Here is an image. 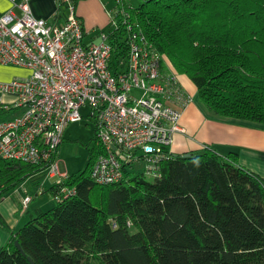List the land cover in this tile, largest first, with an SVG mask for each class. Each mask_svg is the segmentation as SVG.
<instances>
[{"label":"trees","instance_id":"1","mask_svg":"<svg viewBox=\"0 0 264 264\" xmlns=\"http://www.w3.org/2000/svg\"><path fill=\"white\" fill-rule=\"evenodd\" d=\"M123 6L125 15L107 35L113 66L126 59L129 22L161 54L164 80L188 77L208 112L264 120V0H141L136 7L123 0ZM95 133L94 126L85 167L49 186L41 184L49 163L0 160V198L30 179L55 201L30 211L16 229L0 214L9 232L0 264H264L263 180L240 166L236 153L166 148L145 169L152 180L124 167L120 181L103 185L91 176L102 152Z\"/></svg>","mask_w":264,"mask_h":264},{"label":"built area","instance_id":"2","mask_svg":"<svg viewBox=\"0 0 264 264\" xmlns=\"http://www.w3.org/2000/svg\"><path fill=\"white\" fill-rule=\"evenodd\" d=\"M56 2L52 21L35 17L28 0H13L0 12V64L30 71L0 82V160L49 163L45 175L65 178L51 158L66 126L81 120L79 110L88 106L102 150L91 168L98 184L120 181L123 168L135 160L152 168L169 150L172 135L185 131L179 126L180 107L188 98L178 92L175 79L164 80L161 54L129 22L124 20L126 59L113 66L108 32L101 33L100 42L85 44L74 1ZM117 12L110 14L112 27L125 15L122 6ZM30 200L24 196L22 208Z\"/></svg>","mask_w":264,"mask_h":264},{"label":"crops","instance_id":"3","mask_svg":"<svg viewBox=\"0 0 264 264\" xmlns=\"http://www.w3.org/2000/svg\"><path fill=\"white\" fill-rule=\"evenodd\" d=\"M12 2L13 0H0V12L10 8ZM28 3L35 17L48 21L55 20L54 14L59 9L56 0H28ZM127 3L132 5L130 1ZM74 4L76 14L83 25L84 40L87 41L84 43H95L97 36L90 35L97 34L95 32L98 28H104L103 25H109L111 21L109 13L108 15L102 13L99 16L101 3L98 0H75ZM61 13L63 14L62 11ZM57 19V22L61 21L62 17ZM19 70L30 73L24 67L0 64V82H9L14 78L29 75L20 77V72L17 73ZM174 76L176 84L184 92L188 102L180 107L179 124L185 131L175 132L172 135L169 151L174 154L198 153L209 147L222 156L230 152L236 153L238 164L257 174L264 184V120L262 122H248L214 116L200 104L196 87L192 81L185 75L174 74ZM21 189L22 194L15 189L0 198V214L11 229H16L25 218L19 213V209L22 208V198L26 194L32 196V200L24 208L26 210L35 198L38 199L37 190ZM41 206L42 203H36L32 208H41ZM8 240L9 232L0 227V248L6 245Z\"/></svg>","mask_w":264,"mask_h":264},{"label":"rangeland","instance_id":"4","mask_svg":"<svg viewBox=\"0 0 264 264\" xmlns=\"http://www.w3.org/2000/svg\"><path fill=\"white\" fill-rule=\"evenodd\" d=\"M98 1H99V3H101L99 16H101L102 13L104 15L105 14L108 15V13H109V15H110V13L113 15L114 8H115L114 0H98ZM127 1L131 2L132 7L138 6L139 3L141 2V0H127ZM116 2H117L119 7L123 6V0H116ZM123 8H124V6H123ZM110 20H111V18H110ZM105 25H103L104 28H98V30L95 32L97 34H91L90 35L93 37L97 36L95 39V41H96L95 43L100 42L101 33H107L108 30H110V28L112 27L111 21L109 22V25L108 24L106 25V27H105ZM84 42H87V41L84 40ZM166 64H167V67L169 68V65L167 62H166ZM14 70H16V69H14ZM165 71H166V69L164 70V72ZM19 72H20V70L17 73L19 74ZM28 74H29L28 71H25V72L22 71V72H20V75H21L20 77L26 76ZM177 89H178V92H180L182 94L184 93L181 90V88H179L178 85H177ZM134 94L138 95V94H140V92L135 91ZM79 112L82 115V119L79 121L71 122L66 126V128L64 130V141L61 143V145L59 147V154L57 157V162L59 164L58 169H59V171L65 170L66 174H71L77 170L83 169L87 163V160H88V149H87L85 143H87L91 139V137L93 136L95 122H94L93 118L89 116L88 106H82L80 108ZM179 126L181 127L180 124H179ZM129 167L133 173H143V176L147 181L152 180L154 177L152 175V173L147 172L145 170L146 163H145L144 159L135 160L133 162V164L130 165ZM59 178H60V176H58V175H56L54 177L44 175L42 180H41V184L44 186H49L50 184L58 181ZM21 188L28 189L29 191H34V190L36 191L37 190L38 191V195H37L38 199L36 200V198H35L32 201V204L30 205L28 210H26L24 208L19 209V213L25 217L24 220L19 224V226H21L28 219L29 213H30V211L33 210L32 207H34V205H36V203H42L41 208L43 210L49 209L55 204L54 199L50 195H48L44 192H40L38 187H36L30 179L26 180L19 187L16 188V190H18V192H20L22 194ZM35 201H36V203H35Z\"/></svg>","mask_w":264,"mask_h":264},{"label":"water","instance_id":"5","mask_svg":"<svg viewBox=\"0 0 264 264\" xmlns=\"http://www.w3.org/2000/svg\"><path fill=\"white\" fill-rule=\"evenodd\" d=\"M14 244H15V246H16L17 248H20V246H19V244H18L17 241H15ZM29 260H30V259H29Z\"/></svg>","mask_w":264,"mask_h":264},{"label":"bare ground","instance_id":"6","mask_svg":"<svg viewBox=\"0 0 264 264\" xmlns=\"http://www.w3.org/2000/svg\"><path fill=\"white\" fill-rule=\"evenodd\" d=\"M179 83V82H178Z\"/></svg>","mask_w":264,"mask_h":264}]
</instances>
